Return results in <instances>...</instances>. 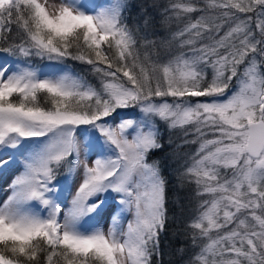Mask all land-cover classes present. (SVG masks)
Returning a JSON list of instances; mask_svg holds the SVG:
<instances>
[{
  "label": "snow or ice",
  "instance_id": "obj_1",
  "mask_svg": "<svg viewBox=\"0 0 264 264\" xmlns=\"http://www.w3.org/2000/svg\"><path fill=\"white\" fill-rule=\"evenodd\" d=\"M89 4L0 0V175L19 170L0 200V264H153L169 219V181L159 161H148L163 147L157 118L200 140L177 180L211 197L189 225L194 245L202 237L209 242L187 264H264V0L153 5L166 18L188 21L174 38L192 55L176 58L178 76L171 63L164 66L163 80L140 59L139 41L153 42L128 26L124 0ZM196 11L192 22L188 14ZM204 39L212 43L197 46ZM31 57L63 65V74H38ZM68 60L88 65L83 71L101 87L70 74ZM207 67L213 76L205 83ZM234 78L240 87L229 95ZM200 97L207 99H191ZM73 161L83 172L66 204L72 186L57 174L65 165L71 173ZM221 168L232 169L231 178ZM109 201L132 213L126 230L116 215L107 231L100 225Z\"/></svg>",
  "mask_w": 264,
  "mask_h": 264
},
{
  "label": "trees",
  "instance_id": "obj_2",
  "mask_svg": "<svg viewBox=\"0 0 264 264\" xmlns=\"http://www.w3.org/2000/svg\"><path fill=\"white\" fill-rule=\"evenodd\" d=\"M198 8L202 9L206 7L207 0H192ZM126 8L124 15L127 17V23L134 31L137 29V35L139 37L146 36L148 40L152 41V44H144L143 40L139 41L138 54L142 62L147 64L150 74L163 80L164 72L163 68L171 63L170 72L173 75L178 76L177 65L175 63L176 58L181 53L192 55L187 46L182 47L180 40L182 37L174 38V33L179 31L188 22L186 19H178L175 16L165 17L163 15V9L159 7H153V5H166L169 0H124ZM146 10V11H145ZM224 11L222 9H212L211 13ZM235 11V10H233ZM149 17L148 24L145 25V16ZM192 17V22L195 21L201 15L200 11H196L188 14ZM239 16H251L253 13H237ZM253 27H255L253 23ZM15 29V25H13ZM228 25L220 31L219 35L222 36L227 31ZM219 38L218 36L216 37ZM201 43H212L211 39H204ZM223 51V49L221 50ZM24 59V58H21ZM31 65L41 67L47 62V60H41L38 57L29 58ZM259 60V58H258ZM247 63V61L245 62ZM69 72L72 75H78L83 77L93 87L99 89L101 87L100 81L94 74L83 71L89 67L88 65H82L77 61H66ZM202 65H198L201 67ZM244 64L239 66L240 72H243ZM258 70L260 73H264V64L258 63ZM205 83L209 82L213 76V70L211 67L205 69ZM126 80V78H124ZM153 87L155 86V79L152 80ZM239 83L234 78L232 86L229 89V95L239 90ZM43 93L38 94V98H42ZM157 101L167 99L172 101L171 97H157L154 98ZM193 100H204L207 98H191ZM43 104L44 101L40 99ZM122 111V110H118ZM129 114L136 113L142 115L137 109L127 110ZM156 124L160 131V143L163 147L159 150L149 154L148 161L151 163L153 160L160 162L162 174L169 181L168 185V216L169 219L165 226V231L160 234L159 254L152 256L153 264H187L189 259L201 250L205 244L209 242L207 237L199 238L197 244L192 243L193 229L189 227L192 219L199 215L202 209L200 208V201L205 199H211L210 196H196V185L193 182L184 180L183 186H180L177 180L178 173L183 172L184 168L192 164L191 157L197 152L200 145V140L196 139V133L189 131L188 135H184V128L176 127L169 129L167 124L159 119H156ZM185 128L194 129L193 125H185ZM207 139L214 138L212 134H209ZM193 141L185 143L184 141ZM72 160L71 156L68 158ZM67 168V165H66ZM65 168V169H66ZM61 170L58 172V178L61 177ZM232 169H220L222 176L231 178ZM64 173V172H63ZM233 225H229L232 227ZM221 232H226L227 229H221ZM210 235L214 238L216 232L213 231ZM183 249L181 252L180 250ZM229 254H225V259ZM57 259L54 257V260ZM219 260V257H217Z\"/></svg>",
  "mask_w": 264,
  "mask_h": 264
},
{
  "label": "rangeland",
  "instance_id": "obj_3",
  "mask_svg": "<svg viewBox=\"0 0 264 264\" xmlns=\"http://www.w3.org/2000/svg\"><path fill=\"white\" fill-rule=\"evenodd\" d=\"M115 0H90L89 7H95L97 5L107 7L114 3ZM201 44V41L198 40V45ZM51 62L47 61L45 64H43L41 67L37 68V66H34V68L37 69L38 74L40 73V70H43L44 73H52L56 72L58 75H61L63 73H60L58 71L59 67H63V65L57 66V67H49V64ZM73 160V157H71ZM81 159H83V154H81ZM73 171L69 173L68 171V166L66 168V165L63 167V170H61V177L58 178L57 175V180L63 181L65 178L68 179V183L71 184L72 186V193H65V196L67 197V200L65 203L67 204L70 202L71 195L74 194L76 187H78L79 182L82 178V172H83V165H76L75 161H73ZM66 168V169H65ZM19 170H12L9 171L8 173L4 175H0V200L5 199L9 194H10V189L9 185L12 183V180L14 179L15 175L18 174ZM64 172V173H63ZM112 215H116L119 219L120 226L125 228L126 230V225L127 222L132 220V213L127 212V211H120V209L117 207V205L109 201V207L104 216L100 219V225L103 227L105 231H107L109 227V222H110V217Z\"/></svg>",
  "mask_w": 264,
  "mask_h": 264
}]
</instances>
